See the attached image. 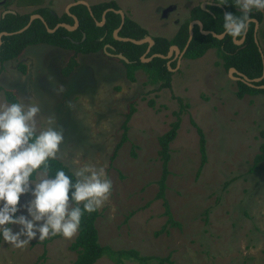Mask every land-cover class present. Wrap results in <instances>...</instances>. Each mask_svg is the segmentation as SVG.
<instances>
[{"label":"rangeland","instance_id":"obj_1","mask_svg":"<svg viewBox=\"0 0 264 264\" xmlns=\"http://www.w3.org/2000/svg\"><path fill=\"white\" fill-rule=\"evenodd\" d=\"M11 1L8 8L0 3V17L7 9L27 13L36 8ZM75 1L45 0L42 6L62 15ZM82 1L91 6L111 0ZM114 1L151 37L173 38L191 9L206 0ZM169 4L176 9L169 18L161 17L157 10ZM74 55L77 66L66 76L62 69ZM20 62L27 65L26 73ZM126 71L122 59L104 50L76 54L49 44L32 45L19 59L0 63V100H7L5 89L10 88L20 101L40 105L41 122L54 114L65 134L60 159L70 168L106 166L113 189L98 210L101 244L135 248L142 255H170L167 264H264V161L255 160L264 143V93L238 97V81L216 48L197 59L182 58L170 87L151 84L142 69L132 82ZM132 100L136 111L127 140L112 159ZM178 116L165 198L181 227L163 230L168 216L164 199L157 196L163 165L159 138ZM198 127L206 136L202 169ZM30 199V194L22 195L21 204ZM76 236L37 238L23 249L0 240V264H73L77 252L70 246ZM96 264L114 262L105 256ZM122 264L139 263L128 259Z\"/></svg>","mask_w":264,"mask_h":264},{"label":"trees","instance_id":"obj_2","mask_svg":"<svg viewBox=\"0 0 264 264\" xmlns=\"http://www.w3.org/2000/svg\"><path fill=\"white\" fill-rule=\"evenodd\" d=\"M221 2V0H218ZM19 6H34L31 12L27 13H9L5 17H0V33L15 32L24 28L30 21V17L33 14H40L45 19V22L36 18L30 27L23 32L3 35L2 45L0 46V63H5L14 59H19L25 50L32 45L49 44L64 49L74 50L77 53L89 54L97 53L101 51L106 43L115 45V52H123L128 57L130 62L123 60L126 66V73L128 78L132 82H136V71L142 69L149 77L151 84H160V87H170L171 78L173 72L169 69V58H162L160 56H154L149 61H142L141 57L146 53L148 49V43L135 44L131 41L116 40L113 37V31L121 24V16L113 10H109L106 15V22L103 25H98L103 19V13L109 8L118 9V6L114 1H105L91 6V10L84 4H77L70 8V13L64 12L62 15H56L49 8L42 6L45 0H16ZM11 1L5 4L8 8ZM223 5L227 12H231L233 15H243L242 12L235 8V0H223ZM216 16H213L210 12L203 10L200 6L192 9L191 15L188 21L184 22L178 29L177 34L173 38L156 37L155 44L151 47L150 52L146 57H151L155 54H168L172 45H177L183 50L190 37L189 24L191 20H200L203 22L204 30L214 31L218 34L225 32L223 28L224 23V9L216 7L213 9ZM93 13V14H92ZM253 16L262 24L259 34L264 38V13L260 10H256L255 13L251 11ZM74 16L79 20V25L75 29H68L64 26H59L54 32H49L48 28H55L58 24L66 23L75 25ZM250 30L247 34V46L241 48L240 45L235 44L233 39L226 35L223 38H218L212 33L205 34L201 32L199 25L194 27V36L190 42L189 47L185 53V58L197 59L206 54L211 48H216L220 54V57L224 60L225 67L227 69L235 68L239 72H242L249 78L261 77L263 74V60L261 52L253 37V29L255 23L249 24ZM122 37H130L135 39H142L149 36L147 29L141 27L137 22L127 18L126 22L119 33ZM103 38V39H102ZM110 51H113L109 49ZM76 56H72L68 64L62 69L66 76L71 75L77 66ZM174 62L172 66H175ZM19 68L22 72H27V65L24 62H20ZM237 76V74H235ZM256 85H264V78L255 82ZM239 90L237 92L238 97H244L245 94H259L264 93V88H258L257 86H250L243 81H238ZM1 88V86H0ZM7 100L12 102H19L18 95L15 90L7 88L5 89ZM136 111L135 101H131L128 105V111L126 112L125 120L122 123L123 136L120 142L116 145L112 159L115 158L118 149L127 140L126 133L129 129V122L132 119ZM180 117L171 124V128L162 134L159 138L160 142V156L162 160V174L158 181L159 191L158 198L164 199L165 213L168 216V220L163 228L167 230V226H179L181 223L174 219L168 200L165 198V192L167 188V177L170 174L169 162L171 160V142L178 135V129L180 128ZM200 151H201V166L205 165L207 160L206 151V136L204 131L198 127ZM262 152L256 156V162L264 161V143L261 145ZM52 174H55L57 169H63L66 172L70 168L60 158L54 161H50ZM227 182L226 185H229ZM100 212L96 211L92 214L85 213L82 217L81 226L76 236V239L72 242L70 248L77 252V258L73 264H96L97 261L103 257H108L114 264H122L125 260H135L139 264H149L155 261L156 264H167L172 262L169 256H156V255H142L138 249L135 248H121L114 249L109 245H103L100 242V234L96 226L97 218Z\"/></svg>","mask_w":264,"mask_h":264},{"label":"clouds","instance_id":"obj_3","mask_svg":"<svg viewBox=\"0 0 264 264\" xmlns=\"http://www.w3.org/2000/svg\"><path fill=\"white\" fill-rule=\"evenodd\" d=\"M235 4L243 15L225 12L223 28L238 40L247 33L249 13L264 11V0ZM41 111L38 103L0 100V240L16 249L37 238H74L84 214L102 208L113 189L104 165L85 163L52 174L50 161L60 158L65 134L54 114L38 120ZM25 194L31 199L21 204Z\"/></svg>","mask_w":264,"mask_h":264},{"label":"water","instance_id":"obj_4","mask_svg":"<svg viewBox=\"0 0 264 264\" xmlns=\"http://www.w3.org/2000/svg\"><path fill=\"white\" fill-rule=\"evenodd\" d=\"M77 4H84V5H87L85 1L78 0V1H75V2L71 3V4L67 7V10H66V11H67L69 14H71V13H70V8H71L72 6L77 5ZM87 6H88V8L91 10V7H90L89 5H87ZM202 9L209 11L208 8L205 7V6L202 7ZM114 10H115V9H114ZM115 11L118 12V13H120V14H122V17H123V21H122V24H121V26H122L123 23H124V18H125V17H124V13H123L122 10H115ZM7 12L15 13V12L12 11V10H9V11H7ZM106 13H107V11H105L104 16H103V19H102L101 22H98V25H103V23L105 22V14H106ZM36 18H40V19H42V20L45 22L46 26H48L47 23H46V21H45V19L43 18V16H41L40 14H33V15L30 17V21L28 22V24H27L24 28H22V29H20V30H18V31H15V32H7V31H4V32L0 33V46L2 45V37H3V35H10V34L20 33V32L25 31L26 29H28V28L30 27V25L32 24V22H33ZM74 19H75V25H70V24H66V23H61V24H58L55 28H48V30H49V32H54L59 26H64V27H66V28H68V29H70V30L75 29V28L79 25V20L77 19L76 16H74ZM255 22H256V28H257L258 22H257L256 20H255ZM196 24L199 25L201 32H203V33H205V34L212 33L214 36H216V37H218V38H223V37L225 36V32L222 33V34H218V33L214 32V31L204 30V25H203V22H202V21H200V20H193V21H191L190 24H189V29H190V37H189V40H188V42H187V44H186V46H185V48L183 49L182 52H181L180 48H179L177 45H172V46L170 47V50H169L168 54H166V55H164V54H155V55H153V56H151V57H146L147 54H148V52H149V49H148L147 52L141 57L142 61H149V60H151V59H152L154 56H156V55H157V56H160V57H162V58H170V57L173 55L174 51L177 50V51H179L178 53H180V58H179V62H180V60L182 59V57L185 55V53H186V51H187V48L189 47L190 42H191V40H192V38H193V36H194V27H195ZM120 28H121V27H120ZM120 28H119L118 30H116L115 33H114V34H115V37L118 38V39H121V40H124V41H131V42H133V43H135V44H143L144 42L148 41V39H135V38H129V37H119L118 32H119ZM151 40H152V42H153V39H151ZM118 56H119L122 60H124V61H126V62H130V60H129L126 56H124L123 54H118ZM262 57H263V74H262L261 77H257V78H254V79L249 78L248 76H246V75L243 74L242 72H239V71H238L237 69H235V68H230L229 72H230L232 75H233V74H234V75L237 74V76H236V75L234 76V77L237 79V81H243V82L247 83V84L250 85V86H257L258 88H264V85H256V84H254L255 82H259V81H261V80L264 78V54H263V53H262ZM178 67H179V65H178ZM169 69L172 70L171 66L169 67Z\"/></svg>","mask_w":264,"mask_h":264},{"label":"flooded vegetation","instance_id":"obj_5","mask_svg":"<svg viewBox=\"0 0 264 264\" xmlns=\"http://www.w3.org/2000/svg\"><path fill=\"white\" fill-rule=\"evenodd\" d=\"M9 1H11V0H1V2L0 3H2V4H6V3H8ZM111 1H114V0H111ZM12 2V1H11ZM105 2V1H104ZM115 2V4L118 6V9H115V8H109V9H107L106 11L108 12L109 10H113V11H115V10H122L123 11V13H124V23H123V25L121 26V24H122V21H123V17H122V14H120V13H118V12H116L117 14H120V16H121V24H120V26L118 27V28H116L114 31H113V37L116 39V40H118V38H116L115 37V31L116 30H118L120 27V30H119V32H118V35H119V33H120V31L122 30V28H123V26H124V24H125V22H126V19L127 18H129V19H132V18H130L129 16H128V14H127V12H125L119 5H118V3L116 2V1H114ZM98 4V3H97ZM11 5V4H10ZM94 5V4H93ZM87 6V5H86ZM92 6V5H91ZM90 6V7H91ZM198 6H200L201 8L202 7H207L208 8V12H210L213 16H216V14H215V12H214V8H216V7H219V8H223L224 9V13L225 12H227V10H226V8L224 7V5L223 4H221V2H219L218 0H206V1H203V4L201 5H198ZM195 7H197V6H195ZM195 7H193V8H195ZM192 8V9H193ZM235 8L236 9H238V11H240V9H239V7L238 6H235ZM115 9V10H114ZM157 9V8H156ZM176 9V4H169L168 6H166L165 8H160V9H158L157 11L161 14V17H167V18H169V14L171 13V12H173L174 10ZM192 9H191V11H192ZM10 9H7V10H5L4 12H3V15H2V17H5L7 14H9V13H12V12H7V11H9ZM204 10V9H203ZM12 11H14V10H12ZM52 11V10H51ZM207 11V10H206ZM254 13H255V11H256V9H253L252 10ZM15 13H17L16 11H14ZM67 12V11H66ZM241 12V11H240ZM105 13V12H104ZM104 13H103V16H104ZM156 13V12H155ZM56 14V13H55ZM93 14V13H92ZM249 14H252V13H249ZM57 15V14H56ZM106 15H107V13L105 14V22H106ZM190 15H191V12H190ZM238 16H241V15H238ZM133 20V19H132ZM255 20L258 22V25H259V27L258 28H256V22H255ZM135 21V20H134ZM191 21H193V20H191ZM190 21V22H191ZM104 22V23H105ZM136 22V21H135ZM251 22H254L255 23V27H254V29H253V37H254V40H255V42H256V44L258 45V48H259V50H260V52H261V55H262V53L264 54V49H263V46H262V41H261V36H260V34H259V31H260V29H261V23L257 20V18H255V17H253V16H250V20H249V24L251 23ZM103 23V24H104ZM138 23V22H137ZM139 24V23H138ZM140 25V24H139ZM182 24H180V26H181ZM141 26V25H140ZM179 26V27H180ZM142 27V26H141ZM144 28V27H143ZM146 29V28H145ZM179 29V28H178ZM250 30V27H249V25H248V30H247V33H246V35H244V36H242V37H240L238 40H233L234 42H235V44H237V45H240V47L241 48H245L246 46H247V34H248V31ZM149 32V31H148ZM177 32H178V30H177ZM177 32H176V34H177ZM175 34V35H176ZM174 35V36H175ZM225 36H226V34H225ZM119 37H122V36H120L119 35ZM156 37H163V36H156ZM156 37H151V35L149 34V36L148 37H145V38H142V39H148V41H146V42H144V43H148V49H149V52H150V49H151V47L152 46H154V44H155V38ZM130 38V37H129ZM167 38V37H166ZM103 39V38H102ZM151 39H153V42H152V40ZM170 39V38H169ZM119 40H121V39H119ZM150 42V43H149ZM109 49H111V50H113V51H110ZM147 49V50H148ZM102 50H104L105 52H107V54H110L111 56H115V57H118V58H120L119 56H118V54H123V52H115L116 51V47H115V45H113V44H111V43H106L105 44V46H104V48L102 49ZM115 50V51H114ZM181 50V49H180ZM183 50H181V52H182ZM147 52V51H146ZM148 52V53H149ZM179 51H177V50H175L174 51V53H173V55L169 58V61H168V66L170 67L171 66V68L172 67H174L175 69H173L172 68V70L171 71H173V70H176L177 68H178V65H179V58H180V53H178ZM124 55V54H123ZM125 56V55H124ZM185 56V55H184ZM182 57V58H185V57ZM127 57V56H126ZM128 58V57H127ZM121 59V58H120ZM262 60H263V57H262ZM176 63V65L175 66H172V64L173 63ZM223 64H224V60H223ZM224 66H225V64H224ZM230 69H228V71H229Z\"/></svg>","mask_w":264,"mask_h":264}]
</instances>
